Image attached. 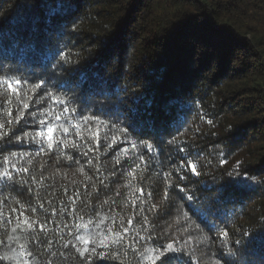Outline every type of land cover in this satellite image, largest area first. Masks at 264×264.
Masks as SVG:
<instances>
[{"label": "trees", "instance_id": "16d2710c", "mask_svg": "<svg viewBox=\"0 0 264 264\" xmlns=\"http://www.w3.org/2000/svg\"><path fill=\"white\" fill-rule=\"evenodd\" d=\"M0 264H264V0H0Z\"/></svg>", "mask_w": 264, "mask_h": 264}, {"label": "snow or ice", "instance_id": "6c2138e0", "mask_svg": "<svg viewBox=\"0 0 264 264\" xmlns=\"http://www.w3.org/2000/svg\"><path fill=\"white\" fill-rule=\"evenodd\" d=\"M9 88H11V83H9ZM51 133H52V129L50 128L49 130H48V136H49V139L51 138ZM50 147H51V145H49ZM193 171H195V167L193 166ZM85 243H87V241H85ZM68 245L67 244H65V247H67ZM169 248H171V245H169ZM81 255H83V253H81Z\"/></svg>", "mask_w": 264, "mask_h": 264}]
</instances>
